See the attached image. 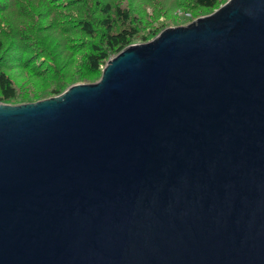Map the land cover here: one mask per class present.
Masks as SVG:
<instances>
[{"label":"water","instance_id":"95a60500","mask_svg":"<svg viewBox=\"0 0 264 264\" xmlns=\"http://www.w3.org/2000/svg\"><path fill=\"white\" fill-rule=\"evenodd\" d=\"M0 264H264V0L0 102Z\"/></svg>","mask_w":264,"mask_h":264},{"label":"trees","instance_id":"16d2710c","mask_svg":"<svg viewBox=\"0 0 264 264\" xmlns=\"http://www.w3.org/2000/svg\"><path fill=\"white\" fill-rule=\"evenodd\" d=\"M222 1L0 0V102L35 101L94 81L126 45Z\"/></svg>","mask_w":264,"mask_h":264},{"label":"rangeland","instance_id":"374dc122","mask_svg":"<svg viewBox=\"0 0 264 264\" xmlns=\"http://www.w3.org/2000/svg\"><path fill=\"white\" fill-rule=\"evenodd\" d=\"M225 1H226V0H223L222 3H224ZM222 3H221V4H222ZM221 4H220V5H221ZM220 5H219V6H220ZM212 11H213V10H212ZM209 13H210V12H209ZM203 14H207V12H206V13L202 12L201 15H203ZM194 18H195V17H194ZM194 18H193V19H194ZM190 21H191V20H190ZM175 22H176V23H175ZM188 22H189V21H188ZM169 24H170L171 26H175V25H179V24H185V22L177 23V20H174L173 22L168 23V25H169ZM137 42H143V41H137ZM83 82H84V81H83ZM26 102H27V101H26ZM20 103H21V102H20Z\"/></svg>","mask_w":264,"mask_h":264}]
</instances>
